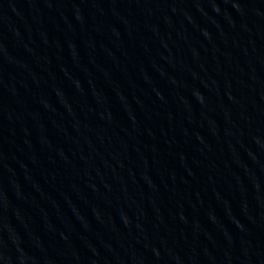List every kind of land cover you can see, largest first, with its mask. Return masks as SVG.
<instances>
[{"label":"water","instance_id":"obj_1","mask_svg":"<svg viewBox=\"0 0 264 264\" xmlns=\"http://www.w3.org/2000/svg\"><path fill=\"white\" fill-rule=\"evenodd\" d=\"M0 264H264V0H0Z\"/></svg>","mask_w":264,"mask_h":264}]
</instances>
